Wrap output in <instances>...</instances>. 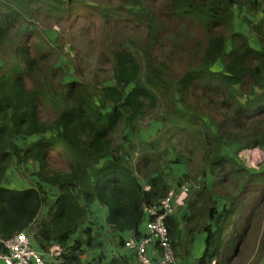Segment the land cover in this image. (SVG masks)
Here are the masks:
<instances>
[{"label": "trees", "instance_id": "obj_1", "mask_svg": "<svg viewBox=\"0 0 264 264\" xmlns=\"http://www.w3.org/2000/svg\"><path fill=\"white\" fill-rule=\"evenodd\" d=\"M106 2L0 0V54L10 46L8 59L0 56V239L33 230L45 258L54 244L63 248L49 264H81L83 250L103 249L96 207L106 208L107 226L139 240L144 209L198 178L205 183L190 196L189 234L191 225L214 216L215 195L230 203L217 222L220 232V221L235 213L234 195L241 198L253 184L240 154H264V0ZM237 18L248 34L237 30ZM76 20L90 29L102 22L94 65L75 44L66 51L68 41L75 43ZM55 25L61 33L52 40ZM63 57L69 65H60ZM148 120L161 129L137 142ZM171 165L187 169L178 185ZM20 168L31 183L6 187L7 175ZM166 223L184 264L174 215ZM206 232L198 264L245 261L242 242L229 258L220 234L208 226ZM105 260L101 253L86 264Z\"/></svg>", "mask_w": 264, "mask_h": 264}, {"label": "crops", "instance_id": "obj_2", "mask_svg": "<svg viewBox=\"0 0 264 264\" xmlns=\"http://www.w3.org/2000/svg\"><path fill=\"white\" fill-rule=\"evenodd\" d=\"M256 151L257 150H255V152ZM257 159H260V162H262L264 158L262 157L261 159L259 155L257 156ZM244 168L254 176L251 179L253 184H247L248 189L245 194H243V191L245 190L242 189V199L239 197L240 195H234L238 199L236 210L234 211L235 213L231 215L228 221L224 222V225L222 224L223 221H220V226L222 228L220 232H218V220L225 212H227V210L230 209V203L219 195H215L214 200L216 203V212L214 216L208 217L206 215L201 221L191 225L192 232L189 234V227L185 222V219L191 215L189 202L191 201L190 196L192 194V189H190V199H188V203H186L185 207L178 209L174 215L178 238L180 237L178 240L180 241L177 250L178 255L182 256L183 254V256H185L184 251L187 252V260L185 259L186 261H184V264H198L203 257L207 248V226L210 228L211 234L217 235L219 233L221 239L225 241V244L229 247V258L235 249L238 248V244L240 242H242L240 249H248V253L246 252V256L243 257L245 258V261H243L242 258H235L234 263L264 264V193L260 192L264 185V180L259 179V176L264 173V162L256 172L250 171L246 167ZM186 172L184 171L183 174ZM19 178L20 176L18 174L15 176L9 173L7 175L6 187L10 189H22L27 184L24 179L21 178L23 181H20ZM212 180V178L208 179L209 186H211ZM253 190H257V194H255V196H251L249 194L250 191ZM244 207L247 208L245 209ZM96 214L99 219V225L104 226V230L102 231L104 236L102 235L101 238H99V241H102L104 246L103 249L83 250L80 255L81 264L93 262V259H98L101 253H103L106 257L103 264H119L123 263L122 260L128 261V264H133L134 261L132 260V253L130 252V254L123 248L126 240L134 238L133 234L130 232L119 233L107 226L105 223L107 217L106 208L102 206L96 207ZM43 215L38 217L37 223L38 221L41 222L45 219ZM247 230L248 232L245 234V231ZM27 233L32 239L33 246L43 254L34 240L33 235L35 232L33 230H27ZM120 240L123 241L122 245L119 243ZM214 247L217 248V246ZM151 254L153 258L158 259L156 249L153 248L151 250ZM46 260L48 263L55 262L52 260L49 261L48 259ZM113 260H115L114 263H112ZM180 263H183V261H181V257ZM0 264L4 263L0 261ZM212 264H216V262L214 261Z\"/></svg>", "mask_w": 264, "mask_h": 264}, {"label": "built area", "instance_id": "obj_3", "mask_svg": "<svg viewBox=\"0 0 264 264\" xmlns=\"http://www.w3.org/2000/svg\"><path fill=\"white\" fill-rule=\"evenodd\" d=\"M254 151L241 153L249 164L256 163L257 159L249 162L246 158ZM149 186L146 190H149ZM190 189L182 188L178 192H170L159 204L144 209L147 220L145 223L144 237L129 239L124 242L123 248L131 252L133 264H181L177 258L172 241L169 237V229L166 220L175 215L178 209L185 207ZM6 252L0 253V261L4 264H49V261H58L63 254V248L54 244L45 258L34 246L31 237L24 231L9 240L0 239ZM156 249L158 259L153 258L152 249Z\"/></svg>", "mask_w": 264, "mask_h": 264}, {"label": "rangeland", "instance_id": "obj_4", "mask_svg": "<svg viewBox=\"0 0 264 264\" xmlns=\"http://www.w3.org/2000/svg\"><path fill=\"white\" fill-rule=\"evenodd\" d=\"M97 1H99L100 3H105L106 2V0H97ZM97 1H95V0H87V4H92L93 2H97ZM105 5H106L105 7L107 8V6H110L111 4L109 2H106ZM236 13L237 14L239 13L238 10H236ZM101 23H102L101 21H98L97 25L94 26L92 29H90L89 26H88V23L85 24V23L82 22V20H80L79 22H77V20L75 22H73L72 23L73 24V28L71 29V31L73 33H75V36H74L75 43H72V42L68 41L67 44H65L66 45V51L70 52L69 51V47L71 45L75 44L76 47H78L83 53L86 54V56H87L86 60L88 61V63L90 65H94L95 57H96V51H97V46H95V43H94V38L97 36V33H95V31L97 30V26H100ZM82 25H85V28L80 33ZM114 25H115V23L111 22L109 24L108 28L114 27ZM236 27H237V30H239V31L245 32L247 34L249 33V30H248L247 26L244 25L239 18H237ZM60 33H61V26L55 25L52 30L48 31V36L53 40V39L57 38ZM250 37H251V40L254 43H256L254 37L253 36H250ZM9 50H10V46L6 47L5 50L1 52L0 56L5 58V59H8L6 54L9 52ZM67 62H68V65H69V59L66 58V57H63L61 59V61H60V65H64ZM160 129H161V125L159 123L153 122V121L151 122L150 120H148V121L144 122L141 125L140 132L136 136V141L137 142H139V141H149V140L153 139L156 136L157 132ZM183 148L184 147L182 146L179 149L183 150ZM228 151L231 152L230 149ZM186 155L190 156L189 153H187ZM259 155H260L261 159H262V157L264 158V154L260 150H257L256 152L248 155L246 158H249L250 159L249 162H252V161L256 160L257 156H259ZM183 159H185V158H183ZM239 159L241 160V163H242V165L244 167H246L250 171H254V172H256L259 169V167L264 162V159H263L262 162H260V159H257L256 163L249 164L248 162H246V159L243 157L242 154H240ZM192 163H193L192 167L194 169H192V168L191 169L193 170V173L197 172L194 175L196 177V176H198L199 167H198L197 164L199 163V161L194 158ZM31 167H32V169H37L35 164H33L32 162H31ZM169 169L171 171L172 176L175 178L173 183L178 185V181L180 180V177L183 175V172L187 171L186 167L185 166L171 165ZM18 175L20 176V178H22V179H24L26 181V184L31 183V175L26 173L25 169L20 168L19 172H18ZM204 183H205V181L202 178H198L197 183H195L193 181H189V182H187L186 184L183 185L184 187L183 186H181V187L182 188H187V189H192V190L195 191V190H198L202 186V184H204ZM181 187L177 186L176 189H172V190H173V192H178V191H180V189H182ZM186 203H187V201H186ZM38 222H40V221H38ZM245 249H247V248H245ZM246 252L248 253V249L246 250Z\"/></svg>", "mask_w": 264, "mask_h": 264}]
</instances>
